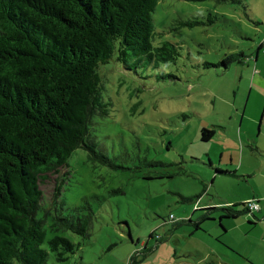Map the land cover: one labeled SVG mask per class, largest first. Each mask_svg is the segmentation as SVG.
<instances>
[{"label": "rangeland", "instance_id": "rangeland-1", "mask_svg": "<svg viewBox=\"0 0 264 264\" xmlns=\"http://www.w3.org/2000/svg\"><path fill=\"white\" fill-rule=\"evenodd\" d=\"M152 19L154 45L167 40L179 55L158 68L104 65L102 94L110 109L92 128L123 167L93 166L77 148L67 166L40 184L38 215L62 204L65 214L87 205L91 216L89 236L64 232L79 249L64 262L49 253L46 264H212L211 257L252 264L248 250L263 230L262 212L249 232L251 213L220 223L216 211L190 234L186 218L205 211L193 212L197 200L183 197L204 187L205 202L256 195L264 203V0H158ZM202 127L214 129L210 140L200 139ZM228 154L253 176L212 180L208 157L214 169L232 166ZM156 160L164 165H147ZM56 180L62 189L53 205Z\"/></svg>", "mask_w": 264, "mask_h": 264}, {"label": "trees", "instance_id": "trees-1", "mask_svg": "<svg viewBox=\"0 0 264 264\" xmlns=\"http://www.w3.org/2000/svg\"><path fill=\"white\" fill-rule=\"evenodd\" d=\"M157 3L0 0V264H46L49 253L56 261L64 262L81 246L64 232L89 236L91 216L87 205L65 214L60 204L44 208L38 215L43 194L40 184L49 173L67 166L77 148L86 151L93 166L123 167L93 133L96 119L107 116L110 109V102L102 94V69L111 60L125 71L140 66L158 68L179 55L177 47L167 40L153 43L152 13ZM214 133V129L202 127L200 139L208 141ZM208 159L213 177H250L237 173L235 168L224 170L218 165L212 169V159ZM147 165L164 163L156 160ZM61 189L62 181L56 180L53 205ZM204 192L203 187L183 200L210 203L200 197ZM244 204L200 207L205 212L198 221L185 217L193 226L190 234L200 230L202 220L213 212L218 211L220 223L223 218L234 219L248 212ZM237 205L243 209L233 210ZM261 211L260 205V210L251 214L256 216ZM168 218L174 220L172 215ZM160 238L155 236L157 242ZM211 263L218 264V260L211 257Z\"/></svg>", "mask_w": 264, "mask_h": 264}, {"label": "crops", "instance_id": "crops-1", "mask_svg": "<svg viewBox=\"0 0 264 264\" xmlns=\"http://www.w3.org/2000/svg\"><path fill=\"white\" fill-rule=\"evenodd\" d=\"M242 156V155H241ZM211 158V157H210ZM222 158V157H221ZM228 160H227V165H232L231 167H223L222 165H220V167L219 168H221V169H224V170H226V169H234L235 168V170H236V172L237 173H239V174H248L249 176H253V173H251L250 172V169H247L248 171H246V172H248V173H243L241 170H240V168H237V166H235V165H233V155H231V154H228ZM231 162V163H230ZM260 172L262 173V170H260ZM212 175H213V173H212ZM223 176H221V178H222ZM225 177V176H224ZM217 177L216 176H214L213 178H212V180H215ZM257 196L256 195H253V196H251V197H247V198H244V199H242V198H240V199H233L231 196H226V197H223V196H218V200L217 201H210V203L208 202V203H204V204H200L199 202L197 203V207L196 208H199V207H208V206H212V205H215V204H218V205H216V206H223V204L225 205L226 204V206L227 205H233V204H239L240 202H243V201H245L246 199H250V198H256ZM258 198V197H257ZM202 199H203V197H202ZM201 199V200H202ZM232 209L233 210H241V209H243V208H240V207H238V206H234V207H232ZM215 210H218V209H214L213 211H215ZM262 214L260 215V217H262V218H264V203L262 204ZM208 214H210V212L208 213ZM243 214V213H242ZM241 214H238V217H236V218H240L239 216H240ZM208 216H210V215H208ZM211 216H213V215H211ZM258 218V215H256L255 216V218L253 219V222H249V228L247 229V231L246 232H249V231H251L252 230V228H254V226H256L257 225V223H259V219H257ZM229 219H233V218H229ZM235 219V218H234ZM195 220V219H194ZM197 221L199 220V219H196ZM195 220V221H196ZM261 224H262V226H263V230L261 231V233L260 234H258L257 235V237H254L253 238V240H254V242L255 243H253V244H251L252 246H253V249L251 248V249H249L248 250V253L249 254H252V261H250L252 264H264V219H263V221L262 222H260ZM211 251L212 252H215L213 249H211ZM216 254H218L219 255V253L218 252H216ZM210 256H208L207 258H209ZM220 260H218V264H226L225 263V260H222L221 259V261L219 262ZM227 264H230V263H227ZM231 264H235L234 262L233 263H231Z\"/></svg>", "mask_w": 264, "mask_h": 264}, {"label": "bare ground", "instance_id": "bare-ground-1", "mask_svg": "<svg viewBox=\"0 0 264 264\" xmlns=\"http://www.w3.org/2000/svg\"><path fill=\"white\" fill-rule=\"evenodd\" d=\"M250 204H254L255 205L254 208H251ZM244 205L249 213L257 212L260 210V203L257 198H251L249 200H246Z\"/></svg>", "mask_w": 264, "mask_h": 264}, {"label": "built area", "instance_id": "built-area-1", "mask_svg": "<svg viewBox=\"0 0 264 264\" xmlns=\"http://www.w3.org/2000/svg\"><path fill=\"white\" fill-rule=\"evenodd\" d=\"M254 206H255L254 204H250V207H251V208H254Z\"/></svg>", "mask_w": 264, "mask_h": 264}]
</instances>
